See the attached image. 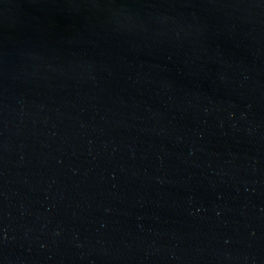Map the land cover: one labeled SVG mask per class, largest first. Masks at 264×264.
I'll use <instances>...</instances> for the list:
<instances>
[{
	"label": "water",
	"instance_id": "95a60500",
	"mask_svg": "<svg viewBox=\"0 0 264 264\" xmlns=\"http://www.w3.org/2000/svg\"><path fill=\"white\" fill-rule=\"evenodd\" d=\"M0 264H264V0H0Z\"/></svg>",
	"mask_w": 264,
	"mask_h": 264
}]
</instances>
